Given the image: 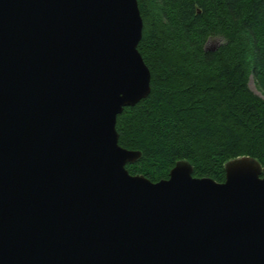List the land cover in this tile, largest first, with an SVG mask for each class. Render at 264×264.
I'll return each mask as SVG.
<instances>
[{"label":"water","instance_id":"obj_1","mask_svg":"<svg viewBox=\"0 0 264 264\" xmlns=\"http://www.w3.org/2000/svg\"><path fill=\"white\" fill-rule=\"evenodd\" d=\"M137 0H0V264H264V166L151 181L117 116L150 92ZM213 48V47H211Z\"/></svg>","mask_w":264,"mask_h":264},{"label":"trees","instance_id":"obj_2","mask_svg":"<svg viewBox=\"0 0 264 264\" xmlns=\"http://www.w3.org/2000/svg\"><path fill=\"white\" fill-rule=\"evenodd\" d=\"M137 2L150 92L116 119L118 143L140 152L129 173L158 181L187 161L193 176L222 182L237 157L263 167L264 0Z\"/></svg>","mask_w":264,"mask_h":264},{"label":"rangeland","instance_id":"obj_3","mask_svg":"<svg viewBox=\"0 0 264 264\" xmlns=\"http://www.w3.org/2000/svg\"><path fill=\"white\" fill-rule=\"evenodd\" d=\"M221 42V40L219 38H213L211 40H209L208 42V47H214L217 44H219ZM248 85L250 87L251 90H253L255 93H259V91L257 90L256 86H255V82L252 76H250L249 81H248Z\"/></svg>","mask_w":264,"mask_h":264}]
</instances>
